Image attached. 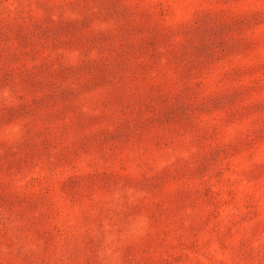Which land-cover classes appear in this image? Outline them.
Returning a JSON list of instances; mask_svg holds the SVG:
<instances>
[{
  "label": "rangeland",
  "instance_id": "374dc122",
  "mask_svg": "<svg viewBox=\"0 0 264 264\" xmlns=\"http://www.w3.org/2000/svg\"><path fill=\"white\" fill-rule=\"evenodd\" d=\"M0 264H264V0H0Z\"/></svg>",
  "mask_w": 264,
  "mask_h": 264
}]
</instances>
